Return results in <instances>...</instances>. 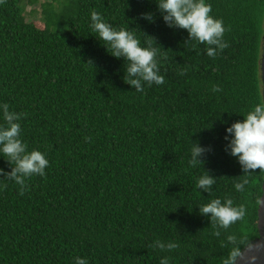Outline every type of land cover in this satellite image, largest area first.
Wrapping results in <instances>:
<instances>
[{"label": "trees", "instance_id": "1", "mask_svg": "<svg viewBox=\"0 0 264 264\" xmlns=\"http://www.w3.org/2000/svg\"><path fill=\"white\" fill-rule=\"evenodd\" d=\"M206 2L228 45L214 58L185 45L187 31L169 28L156 0H0V103L24 115L22 139L50 162L23 191L0 181V264H222L229 234L259 235L264 173L245 177L225 135L263 96L264 0ZM93 10L158 49L163 84L137 92L125 82L124 59L89 27ZM193 142L211 147L203 163L189 164ZM0 167L11 170L2 157ZM206 170L210 193L196 187ZM225 197L247 206L227 230L198 206Z\"/></svg>", "mask_w": 264, "mask_h": 264}, {"label": "clouds", "instance_id": "2", "mask_svg": "<svg viewBox=\"0 0 264 264\" xmlns=\"http://www.w3.org/2000/svg\"><path fill=\"white\" fill-rule=\"evenodd\" d=\"M156 4L169 28L187 31L189 40L185 45L192 41L205 44L207 56L213 58L228 46L224 40V23L211 14V5L206 0H156ZM144 16L149 21L153 20L152 13H145ZM89 27L111 55L124 59V80L137 92H143L145 84L150 86L164 83L157 59L158 49L152 46L150 41L146 42V46H142L129 27L116 28L95 10L90 13ZM213 91L219 92L221 89L214 86ZM243 116V120H236L226 127L225 150L237 159L247 177L256 173L257 169L264 173V96ZM0 117V157L11 165L10 171L0 167V181H13L23 191L26 179L46 175L50 162L45 152L37 148L29 150L28 144L22 139V113L10 110L9 104L4 102L0 103ZM209 151L210 146L193 142L189 149V164L203 163V158ZM215 178L206 170L197 178L196 187L210 193L216 182ZM248 184L249 180L244 178L235 183L234 188L237 192L244 193ZM254 200L258 208L264 206V187L255 191ZM198 206L202 216L209 218L211 223L224 230L247 215L245 204L236 205L233 199L228 197L212 199ZM227 241V254L222 264H254L257 259L254 253L264 249V243H253L247 237L236 234H229ZM152 247L161 251H172L177 249L179 244L156 240ZM73 264H89V260L77 256L73 259ZM160 264H170V258L161 257Z\"/></svg>", "mask_w": 264, "mask_h": 264}, {"label": "water", "instance_id": "3", "mask_svg": "<svg viewBox=\"0 0 264 264\" xmlns=\"http://www.w3.org/2000/svg\"><path fill=\"white\" fill-rule=\"evenodd\" d=\"M262 81H263V96H264V36H263V45H262ZM264 187V183H263ZM258 229L259 235L252 240L253 243H264V206H261L258 209ZM247 254V253H246ZM257 256L254 264H264V249H261L254 253ZM243 264V262H241Z\"/></svg>", "mask_w": 264, "mask_h": 264}, {"label": "rangeland", "instance_id": "4", "mask_svg": "<svg viewBox=\"0 0 264 264\" xmlns=\"http://www.w3.org/2000/svg\"><path fill=\"white\" fill-rule=\"evenodd\" d=\"M42 1V0H41ZM39 6V3H37L35 6H31V10H37V12H39L38 10V8H36V7H38ZM39 14L38 13H36L35 14V17H33V18H29V20H31V21H37V20H39V18H40V16H38ZM30 16H32V15H30Z\"/></svg>", "mask_w": 264, "mask_h": 264}]
</instances>
